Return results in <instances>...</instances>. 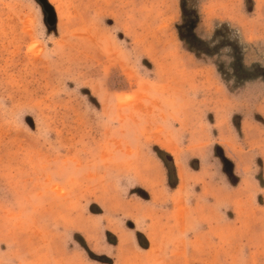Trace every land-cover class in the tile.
Listing matches in <instances>:
<instances>
[{
	"label": "rangeland",
	"instance_id": "1",
	"mask_svg": "<svg viewBox=\"0 0 264 264\" xmlns=\"http://www.w3.org/2000/svg\"><path fill=\"white\" fill-rule=\"evenodd\" d=\"M41 2L0 0V264H264V80L177 36L264 67V0Z\"/></svg>",
	"mask_w": 264,
	"mask_h": 264
},
{
	"label": "trees",
	"instance_id": "2",
	"mask_svg": "<svg viewBox=\"0 0 264 264\" xmlns=\"http://www.w3.org/2000/svg\"><path fill=\"white\" fill-rule=\"evenodd\" d=\"M180 12L182 23L177 27V36L179 40L183 42L188 52L193 54L213 56L216 54L218 49L227 46L230 49V63L228 65V72L223 71L220 65H216L217 71L223 80H230L235 86H239L242 83L252 80H264V67H261L258 64L246 66L243 63L240 45H238L239 43H229L227 45L224 43H219L210 47L211 43H207L198 39L192 33L196 20L195 13H185L182 3L180 5ZM156 152L159 154L161 151L157 150ZM165 160L167 181H170V178L173 177L175 182L174 169L171 160L167 156L165 157ZM174 186L175 184H172L170 187L173 188Z\"/></svg>",
	"mask_w": 264,
	"mask_h": 264
},
{
	"label": "bare ground",
	"instance_id": "3",
	"mask_svg": "<svg viewBox=\"0 0 264 264\" xmlns=\"http://www.w3.org/2000/svg\"><path fill=\"white\" fill-rule=\"evenodd\" d=\"M39 1H40V3H42L41 0H39Z\"/></svg>",
	"mask_w": 264,
	"mask_h": 264
}]
</instances>
